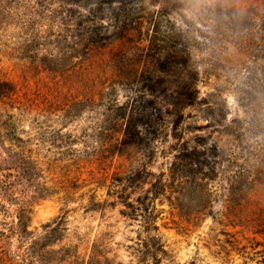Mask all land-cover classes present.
<instances>
[{"label":"trees","instance_id":"1","mask_svg":"<svg viewBox=\"0 0 264 264\" xmlns=\"http://www.w3.org/2000/svg\"><path fill=\"white\" fill-rule=\"evenodd\" d=\"M260 1L264 4V0ZM14 21L27 34L7 51L8 57L16 59L23 71L43 66L68 84L75 82L77 96L61 111L64 123L98 105L108 118L113 116L110 121L100 120L82 137V148L74 150L77 140L62 134L60 129L48 136L40 132L22 138L14 122L17 115L10 112L17 106L13 102L2 103L0 117L5 121H0V145L5 158H0V264H85L70 248L60 245L65 217H59L53 226H42L40 232L30 229L32 215L41 200L62 191L67 195L72 190L68 174L77 162L94 163L105 158L109 161L115 152V156L132 158L138 149L147 150L157 137L163 119H151L150 115L149 121L126 118V108L115 110L108 103L117 88L115 78L121 77L124 66L131 72L128 78L131 89L134 83L145 84L156 74L158 83H168L166 88L172 89L170 95L161 97V102L188 105L196 101L198 82L209 78L207 75L201 78L197 62L206 61L218 69L236 67L237 76L231 81L236 83L239 102H264V7L262 11L258 4L243 6L237 0H0V27L10 26ZM44 32L47 35L43 39ZM52 36L55 41L49 42ZM140 41H147L148 45L141 49ZM1 77L0 101H11L15 84ZM236 77L240 81H234ZM132 102L138 101L134 98ZM249 124L252 127L248 129L254 131L257 126ZM105 152L109 154L106 157ZM199 152L197 148L191 153L187 149L181 152L184 154L176 157L180 160L175 161L172 175L176 174L180 183L190 182L192 192L196 193L195 202L186 203L187 213L182 220L200 225L207 218L215 222L218 218L211 202L203 198V190L211 178L202 171ZM254 157L258 159L252 161L248 156L245 168L236 170L233 176L236 179L231 187L233 196L227 200L231 208H244L248 197L263 200L260 196L264 197V147ZM182 164V171L187 170L188 175L179 169ZM123 170L124 166L120 168ZM103 171L102 177L107 180L109 173ZM46 174L52 178L47 179ZM136 180L135 175L125 185L114 183L112 187L120 188L121 194L135 187ZM154 187L155 195H162L165 185ZM139 200L137 206L127 203L136 217L149 208L145 199ZM171 204L179 208L181 205ZM90 205L96 210L101 203L92 200ZM233 215L229 219L234 225L264 239V216L248 209ZM142 217L146 223L148 218ZM259 245L264 253V241ZM142 247L141 253L151 251L148 246ZM86 264L108 262L94 253Z\"/></svg>","mask_w":264,"mask_h":264},{"label":"rangeland","instance_id":"2","mask_svg":"<svg viewBox=\"0 0 264 264\" xmlns=\"http://www.w3.org/2000/svg\"><path fill=\"white\" fill-rule=\"evenodd\" d=\"M237 1L243 6L258 4L263 11L264 4L260 0ZM18 23L14 21L10 26L0 27V75L3 80L15 84L13 99L0 101V110L3 102H13L17 106L10 112L17 115L14 118L17 133L24 139L40 132L48 136L60 129L62 134L77 140L74 150L82 148V137L100 120L110 121L113 115L108 118L104 108L98 105L64 123L61 111L77 96L75 82L70 85L43 66L23 71L16 59L8 57L7 51L22 42V37L27 34ZM46 33H43V39ZM48 41L54 42L55 37ZM139 45L143 49L148 42L140 41ZM197 63L201 78L206 75L209 78L198 82L196 101L190 105L187 102H161V97L170 95L172 89L166 88L168 83H158L156 74L145 84L134 83L135 87L131 89L128 82L131 72L124 66V78L122 74L115 78L117 88L108 103L113 104L115 110L122 106L126 108V118L132 116L149 121L151 116V119H163L157 137L148 144L147 150L138 149L132 158L115 156V152L109 161L92 158L94 163L77 162L68 174V180L73 183L72 190L67 195L62 191L38 202L30 229L41 232L42 226H53L59 217H65L60 245L70 248L85 264L94 253L107 259L108 264H264L263 247L259 245L264 241L263 237L243 231L229 219L234 218L233 213L247 209L264 216V197L260 196L263 200L259 202L256 197H248L244 208H231L227 202L233 196L231 187L236 181L233 177L236 170L245 168L248 156L253 158L252 161L257 160L254 155L264 147V102H239L236 83L231 81L239 68L218 69L206 61ZM239 79L236 77L234 81ZM220 85L223 89L217 91L216 87ZM134 98L138 102H132ZM0 121L4 122L5 118L0 117ZM249 123L257 126L254 131L248 129L252 127ZM117 136V133L113 135L114 140ZM185 148L189 153L194 148L202 153L199 152L197 158L201 159L203 173L211 178L209 182L203 181L207 182L203 198L211 202L217 222L207 218L199 225L182 220L186 217V205L195 202L196 196L190 182L180 183L176 174L172 175L175 161L180 160L176 157L184 154L181 152L186 151ZM107 155L105 152V157ZM0 158H5L1 145ZM122 166L123 172L120 171ZM182 167L183 164L179 165L182 174L188 175ZM104 169L109 173L107 180L102 177ZM116 173H120L122 179ZM135 175V187L125 189L121 194L120 188L112 187L114 183L125 185L127 179ZM46 176L52 178L49 174ZM154 184L158 188L165 185L162 195H155ZM121 196H127V199H121ZM139 198L145 199L149 208L136 217L127 203L137 206ZM92 200L101 203L96 210L90 205ZM173 202L181 204L180 208L172 206ZM142 215L148 218L146 223ZM142 246H148L151 251L141 253Z\"/></svg>","mask_w":264,"mask_h":264}]
</instances>
